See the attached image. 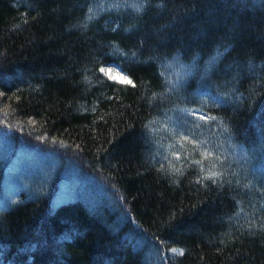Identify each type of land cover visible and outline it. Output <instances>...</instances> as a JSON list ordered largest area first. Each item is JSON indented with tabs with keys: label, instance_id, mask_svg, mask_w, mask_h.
Masks as SVG:
<instances>
[{
	"label": "trees",
	"instance_id": "trees-1",
	"mask_svg": "<svg viewBox=\"0 0 264 264\" xmlns=\"http://www.w3.org/2000/svg\"><path fill=\"white\" fill-rule=\"evenodd\" d=\"M0 264H264V0H0Z\"/></svg>",
	"mask_w": 264,
	"mask_h": 264
},
{
	"label": "snow or ice",
	"instance_id": "snow-or-ice-1",
	"mask_svg": "<svg viewBox=\"0 0 264 264\" xmlns=\"http://www.w3.org/2000/svg\"><path fill=\"white\" fill-rule=\"evenodd\" d=\"M101 71H104V72H106V74H108V75L111 76V72H112L111 69H108V70L101 69ZM112 78H114V79H117L118 78V80H119L120 83L132 84V81L130 79H128L126 76L121 75L120 73H116L115 77H112ZM203 118H205V117L202 116L201 119H203ZM206 156H211V152H207L206 153ZM197 163H199V162H197ZM214 166L215 165L213 164V167ZM208 175H209V177H215V176L218 175V173L215 172V171H210ZM172 251L173 252H176L177 250L176 249H172Z\"/></svg>",
	"mask_w": 264,
	"mask_h": 264
},
{
	"label": "rangeland",
	"instance_id": "rangeland-1",
	"mask_svg": "<svg viewBox=\"0 0 264 264\" xmlns=\"http://www.w3.org/2000/svg\"><path fill=\"white\" fill-rule=\"evenodd\" d=\"M101 69H105V70L111 69L112 70L111 76L106 74V72L103 71L110 78L115 77L116 73H120L121 75L126 76L116 65H113V64H108V65L102 67ZM112 79H114V78H112ZM115 80L119 81L118 78Z\"/></svg>",
	"mask_w": 264,
	"mask_h": 264
}]
</instances>
